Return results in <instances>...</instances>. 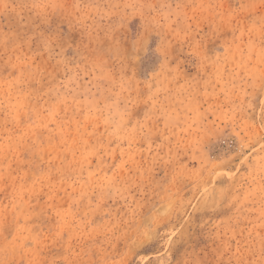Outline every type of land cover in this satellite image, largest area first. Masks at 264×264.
<instances>
[{"label": "rangeland", "instance_id": "374dc122", "mask_svg": "<svg viewBox=\"0 0 264 264\" xmlns=\"http://www.w3.org/2000/svg\"><path fill=\"white\" fill-rule=\"evenodd\" d=\"M0 264H264V0H0Z\"/></svg>", "mask_w": 264, "mask_h": 264}]
</instances>
